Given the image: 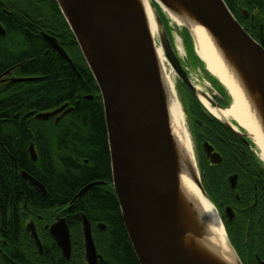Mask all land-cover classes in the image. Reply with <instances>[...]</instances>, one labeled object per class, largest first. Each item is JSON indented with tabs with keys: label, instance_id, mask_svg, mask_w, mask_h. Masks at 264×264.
<instances>
[{
	"label": "water",
	"instance_id": "1",
	"mask_svg": "<svg viewBox=\"0 0 264 264\" xmlns=\"http://www.w3.org/2000/svg\"><path fill=\"white\" fill-rule=\"evenodd\" d=\"M73 32L82 54L97 83L106 123L110 152L112 183L120 204L124 226L139 264H216L201 250L185 249L186 232L178 229L181 202L176 178L177 164L170 138L165 95L153 45L145 25L136 11L133 0H56ZM207 28L222 47L225 56L235 65L242 83L258 108L264 122V46L239 22L225 0H177ZM158 39L178 78L199 97L189 69L183 64L179 50L173 44L168 29L156 11ZM192 33L189 28L185 27ZM6 33L0 22V34ZM45 39L71 64L73 60L58 44L57 38L43 33ZM201 58V57H200ZM15 67L0 76V83L20 82L38 77L10 75ZM207 69V68H206ZM208 70V69H207ZM211 106L222 107L208 93L202 91ZM202 102V101H201ZM64 104L54 110L36 113L37 119L48 120L64 110ZM71 108L67 109L68 112ZM33 114V112H31ZM238 136L242 134L229 122L220 119ZM245 136V135H244ZM209 155L212 146L204 142ZM33 159L37 153L29 147ZM221 161V155L215 154ZM28 181L43 194L45 186L28 172ZM199 191L209 198L202 180L195 178ZM87 184L73 198L77 200L94 185ZM210 200V198H209ZM211 201V200H210ZM213 204V202L211 201ZM188 234L201 241L208 238L206 229L198 227L189 205ZM179 211V212H178ZM104 224L100 225L104 228ZM187 228V227H186ZM39 248L41 240L31 228ZM50 232L66 257H70L72 239L65 218L50 226ZM82 234L85 260L98 264V252L92 226L82 214ZM185 237V238H183ZM238 264H243L227 236ZM207 251V247H203Z\"/></svg>",
	"mask_w": 264,
	"mask_h": 264
},
{
	"label": "trees",
	"instance_id": "2",
	"mask_svg": "<svg viewBox=\"0 0 264 264\" xmlns=\"http://www.w3.org/2000/svg\"><path fill=\"white\" fill-rule=\"evenodd\" d=\"M225 1L234 14V8L238 9L242 4L250 7V10L253 8L249 0ZM2 7L6 10L3 11ZM245 21L246 29L256 38L251 25L255 21ZM0 22L6 30L5 35L0 34V71L21 63L15 70L17 76L38 77L28 81L0 83V199L4 210L12 207L10 201L18 200V207L24 208L26 203L27 207L44 211L45 220L49 221L54 214H50V211L62 208L89 182L103 178L107 170L109 174L106 178H110L102 98L56 0H0ZM165 23L169 32L171 28L167 21ZM39 27L48 34H56L61 40L68 41V54L74 65L50 48L48 41L39 34ZM185 36L188 40L191 38L187 30ZM194 59L193 65H196V56ZM205 75L215 88L227 90L217 78L207 73ZM182 93L189 119L194 129L199 130L204 107L188 89L182 88ZM65 101L73 108L62 118L64 123L61 126L51 127L49 121L36 118V113L53 110ZM205 121L209 125L223 127L217 119ZM31 143L38 153L36 161L29 157ZM242 162L245 160L242 159ZM232 164L242 166L227 154L223 165L217 168L232 167ZM202 168L208 176L210 166L204 162ZM21 170H26L41 181L47 193L44 195L31 186L21 175ZM208 187L209 183L205 181L207 191ZM219 189L216 186L214 193L209 191L210 196L216 197ZM79 206L94 226L95 244L105 261L101 264H139L124 226L115 190L110 185L108 188L92 187L86 191L79 198L75 211ZM68 221L73 255L71 260H66L58 253L59 259H56L57 255L53 256L57 264H72L73 259L79 261L84 255L81 222L72 218ZM97 222L105 223L106 229L100 231L96 227ZM47 247L51 249L52 246Z\"/></svg>",
	"mask_w": 264,
	"mask_h": 264
},
{
	"label": "flooded vegetation",
	"instance_id": "3",
	"mask_svg": "<svg viewBox=\"0 0 264 264\" xmlns=\"http://www.w3.org/2000/svg\"><path fill=\"white\" fill-rule=\"evenodd\" d=\"M249 1H252L253 3V8H251L252 10H250V7L246 5L244 6V4H242L240 7H237L238 9H236V7L234 8L235 14H237L236 16L239 22L245 28L246 24L244 22H246V19H252L255 21L254 25L251 24L255 30V39L264 46V0ZM2 10L5 11L6 9L2 7ZM38 31L39 34L44 37L43 33L45 31L40 27L38 28ZM49 35L56 37L58 44L68 53V41L66 39L61 40L56 34ZM48 44L53 51L60 54V52L55 47H53L49 41ZM48 51L49 49L46 50V52ZM70 58L72 59V57ZM20 65L21 63L4 67L3 70L0 71V76L5 74V72L10 70L12 67H15L10 75L3 76V78H8V76L20 77L15 74V70ZM214 89L216 92H214L212 95L213 99L219 105L227 106L231 101L230 93L227 90L224 91L219 88ZM64 104L67 105L64 110L47 120L49 121L51 127L61 126L64 123L62 118L65 116V114L72 110L73 107L68 101H65L63 104L59 105V107ZM69 108L71 109L68 112H65ZM187 116L189 118V115ZM201 116L203 121L200 122V129H192L191 123L190 129L192 130V134L196 135L195 137H198L197 143L194 135H192L194 137V142L199 145V149L203 155V157H199L201 166L202 161L204 160V162L210 166L208 176L204 169L201 175L204 189L207 192L210 200L213 202L214 206L217 208L228 237L242 263L264 264V163L261 160L259 153L254 149L253 141L250 138L246 141V137L243 134L238 136L220 120L219 121L223 127L221 126L218 128L209 125L205 120L209 119L211 122H213L216 119V116L212 117L214 115L207 111L206 107L204 110H202ZM233 124H236V122ZM240 131L243 132L242 129ZM105 133L107 138V131ZM105 142L110 158L108 142L107 140ZM204 142H208L213 148L209 155H207L205 151ZM200 145L202 146L201 148ZM218 153L221 155L220 162L214 161V159L217 160L214 157L215 154ZM227 154H230L242 166L237 167L232 164V167L217 168V166L223 165L225 155ZM29 157L32 161H36L38 159V153L37 159H33L29 151ZM242 159L245 160V162H242ZM22 171L26 170L20 171L21 175L23 176ZM107 175L108 170L107 174L103 176V178L91 181H105L106 183L94 185L92 187L108 188L110 185L114 190L112 174L110 175L109 179L106 178ZM25 179L28 181L27 178ZM205 181L209 183L210 188L208 187V189L211 191V193H214V188H216V186L221 188L219 189L216 197L210 196L209 191H207L205 188ZM29 184L33 186L30 182ZM33 187L38 189L35 186ZM75 195L71 200L62 205V208H59L56 211H50V214H54H52L53 217L49 221L45 220L46 217H44V213L46 212L44 211L27 207L26 203L24 208H22V206L18 207V200L10 201L9 205L12 207L4 210L3 201L0 199V264H57V261L54 262L53 256L57 255L58 257V253H60L66 260H71L73 255L72 246L70 257H66L60 246L57 244L55 238L52 236L50 232V226L61 218L66 219L70 229V234L71 228L68 221L69 218L79 219L82 226L83 211L81 210L80 206L77 211H75V206L78 204L79 198L82 195L77 200L73 201ZM103 224L105 226L104 228H101L100 225ZM91 226L93 232L94 226L92 224ZM33 227L41 240L42 249L39 248L35 238L32 236L31 228ZM96 227L100 231H104L106 229V224L103 222H97ZM48 237L53 240V243H51ZM23 239H25V241ZM54 244L57 247L54 246ZM47 246L52 247L50 249ZM100 254L102 255V258L99 259L98 264L105 262L103 254ZM56 259H59V257ZM73 260L74 261L72 264H84V262L88 264L84 257H82L79 261H75V259Z\"/></svg>",
	"mask_w": 264,
	"mask_h": 264
},
{
	"label": "bare ground",
	"instance_id": "4",
	"mask_svg": "<svg viewBox=\"0 0 264 264\" xmlns=\"http://www.w3.org/2000/svg\"><path fill=\"white\" fill-rule=\"evenodd\" d=\"M133 1L136 5V11L151 38L157 65L160 70L170 138L178 166L176 178L181 212L178 215L177 221L178 229L182 233L186 232L187 234L186 239H183V241L185 245L186 243L188 245L184 247L185 249L190 247L195 250H201L210 256L216 264H238L228 244V234L217 208L208 197L199 191L194 181L196 177L200 180H202V177L197 166L195 147L190 136L187 117L184 113L186 109L184 111L181 106L174 82V73L176 74V72L169 64L158 39V26L155 20L156 11L162 19L164 16H168L179 29L189 28L197 54L205 62L206 68L210 73L219 79L220 83L225 86L232 97V102L228 107H212L209 99L202 93V91L206 92V90L197 87L202 103L214 116L231 123L237 131L245 135L246 141L250 138L253 141L254 147L258 148L259 156L263 162L264 122L260 117L258 108L255 107L254 101L249 97L242 83L243 80L235 69V65L227 59L222 47L211 32L193 17L181 3L177 0ZM163 22L165 23L164 20ZM170 38L177 47L174 37L171 36ZM177 49L179 50L178 47ZM235 122L236 124H233ZM240 128L243 132L240 131ZM189 205L191 210L193 209L192 218L197 222V226L206 229L208 238L204 239L205 242L187 233L189 230L188 226H190L186 217L187 213L190 214ZM190 216L191 214L188 217L190 218ZM203 247H207V251Z\"/></svg>",
	"mask_w": 264,
	"mask_h": 264
},
{
	"label": "rangeland",
	"instance_id": "5",
	"mask_svg": "<svg viewBox=\"0 0 264 264\" xmlns=\"http://www.w3.org/2000/svg\"><path fill=\"white\" fill-rule=\"evenodd\" d=\"M234 14V13H233ZM235 15V14H234ZM236 16V15H235ZM165 21L168 22L169 26H170V35L174 37V40H175V44L177 45V47L179 48V52H180V56L182 58V62L183 64L189 69V73L191 75V78L194 82V84L197 85V87H200V89L202 90H206V93H208L209 95L211 94V96L213 95L215 91V86L213 84V82L208 78L207 75H205L206 73L209 74L210 76H214L210 73L209 70L206 69V64L205 62L200 58V56L197 54L196 52V49H195V44H194V40L192 39V37L188 40V38H186L185 36V28L183 29H179L178 27L175 26V24L172 22V20L170 18H168V16H164L163 17ZM237 18V17H236ZM238 19V18H237ZM176 27V28H175ZM79 45V44H78ZM80 48V46H79ZM81 51V49H80ZM82 52V51H81ZM83 55V54H82ZM196 56V65H193V61L195 60ZM193 67V68H191ZM216 78V76H214ZM218 79V78H217ZM219 80V79H218ZM174 82H175V86H176V90H177V93H178V97H179V100L181 101V106L183 108V110L185 111V108H186V101H185V97L182 93V88L184 89H188L186 87V85L177 77V75L174 73ZM189 90V89H188ZM196 96V95H194ZM198 98V97H197ZM201 102V101H200ZM232 102V97H231V101L230 103H228V105L226 107H228ZM201 104L203 105L204 107V104L201 102ZM206 107V106H205ZM204 107V108H205ZM187 111V110H186ZM186 111L184 112L185 113V116L187 117V123H188V128H189V132H190V136L193 140V138L196 136L194 134H192V130L190 129V123H191V120L188 118L187 115H189L188 113H186ZM207 111H209L207 109ZM210 112V111H209ZM211 115V114H210ZM212 117H215V116H212ZM216 119H218L217 117H215ZM220 120V119H218ZM191 126H192V129H194L192 123H191ZM194 135V137L192 136ZM197 138L198 137H195L196 139V142L198 143L197 141ZM107 142H108V139H107ZM194 142L193 140V145L195 147V157H196V162H197V166H198V169H199V172H200V175H202V172H203V168L201 166V162H200V158L201 156L203 157V155L201 154L202 152L200 151L199 149V145ZM198 151H197V149ZM257 152L259 153V150L258 148H256V146L254 147ZM200 152V154H199ZM200 157V158H199ZM205 161V160H204ZM204 161H202V165L204 167ZM264 163V162H263ZM103 165V164H102ZM107 167V162L105 164ZM110 166H111V161H110ZM109 174V172H108ZM58 185V184H56ZM81 230H82V226H81ZM83 247H84V240H83ZM101 253V252H100ZM84 259H85V251H84V255H83ZM86 263V262H85Z\"/></svg>",
	"mask_w": 264,
	"mask_h": 264
}]
</instances>
